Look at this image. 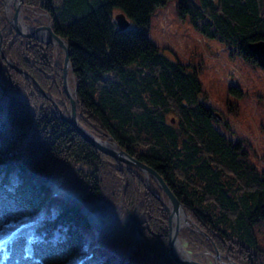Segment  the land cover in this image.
Returning a JSON list of instances; mask_svg holds the SVG:
<instances>
[{
    "label": "trees",
    "instance_id": "1",
    "mask_svg": "<svg viewBox=\"0 0 264 264\" xmlns=\"http://www.w3.org/2000/svg\"><path fill=\"white\" fill-rule=\"evenodd\" d=\"M167 1L23 0V6L48 14L54 33L69 43L81 124L101 138L110 136L157 171L219 253L238 264H264V163L252 159L249 142L224 130L230 127L221 111L205 103L199 69L146 37L151 14ZM176 8L231 57L256 64L248 45L264 41V0H178ZM115 13H123L136 29L118 30ZM0 29L9 60L65 114L68 101L52 46L18 36L5 25L1 4ZM0 84L11 97L0 90V237L46 217L31 259L22 257L23 245L35 235L24 230L9 245L7 264H72L87 251L94 228L108 244L87 264H173L165 251V212L140 173L82 140L1 58ZM230 89L242 95L238 87ZM61 170L69 173V195L47 207V182ZM119 184L122 212L111 205ZM151 187L159 193L154 183ZM134 210L141 236L126 220L127 211ZM53 212L59 215L50 221ZM106 229L120 238H111Z\"/></svg>",
    "mask_w": 264,
    "mask_h": 264
},
{
    "label": "rangeland",
    "instance_id": "2",
    "mask_svg": "<svg viewBox=\"0 0 264 264\" xmlns=\"http://www.w3.org/2000/svg\"><path fill=\"white\" fill-rule=\"evenodd\" d=\"M177 2L178 0H169L164 5L158 6L155 9L150 16L149 28L145 32L146 37L152 43L159 45L160 48L166 49L169 56H173L180 62L185 64L188 63L199 69V78L205 92V103L221 111L227 122H229L228 124L230 127L227 130L224 128V130L231 133L233 138L237 137V139H243L249 142L250 149L252 148L251 150L255 153V157H252V159L259 164H263L264 71L257 65H247V63L237 55L230 57L221 44H218L215 40L207 39L199 32L195 31L189 24L187 17L182 18L178 15L176 8ZM34 11L35 13L29 12L28 16L38 19L39 22L45 23L46 18L40 15L39 11ZM21 28L24 32L26 31V26L24 24H21ZM129 28L136 29L133 24H130ZM168 48L173 53H170L171 51H169ZM54 59L55 56H53V60ZM232 86H238L242 95L239 96L238 93L234 94L230 89ZM86 129L94 136L98 137L97 134H94L90 129ZM99 138L103 140L107 139L105 137ZM122 165L126 166L124 163H122ZM137 171L142 177V183L145 182L146 176L141 171ZM148 178V183L151 187V183H154V180L151 176H148ZM121 190L119 184L118 193L114 199L115 203L111 204L113 205L112 208L116 209L118 212H122L121 210L123 209L121 205ZM156 194L158 196L162 195L167 206H171L161 190ZM158 205L165 212L161 203L158 202ZM129 212L127 211V213ZM128 218L129 215H127L126 220ZM165 218L167 221V216H165ZM189 218L192 220L191 216H189ZM124 224L127 226L129 225L128 222H124ZM124 227L125 225H123L121 229H124ZM189 229H192L191 226L183 227L178 233V238L186 254H189L190 259L194 261V263H228L224 255H222V257L221 255L217 257V253L212 252V247L210 248L208 242H204L200 238H193L189 234ZM199 230L202 229L199 228ZM182 235L187 236L188 242L185 241ZM165 251L169 255L168 232ZM172 261L173 264H181L174 260ZM235 264H237V262H235Z\"/></svg>",
    "mask_w": 264,
    "mask_h": 264
},
{
    "label": "water",
    "instance_id": "3",
    "mask_svg": "<svg viewBox=\"0 0 264 264\" xmlns=\"http://www.w3.org/2000/svg\"><path fill=\"white\" fill-rule=\"evenodd\" d=\"M12 2L13 5V13L11 16H8L6 13L8 9L11 7L10 4ZM2 4L4 7L5 12V18L7 22L11 25V27L15 30V32L23 37L26 38H35L39 39L41 43L44 44H50L54 47H59L62 49L64 54V60H63V66L61 67L62 72V87L63 92L65 96L68 99V108L66 110L67 116L65 117L59 107L56 104L55 99L50 96L48 93H46L41 87L37 84V82L27 73H25L23 70L16 67L14 64H12L7 57L4 55L1 49V32H0V55L1 58L6 62V64L12 68L16 73L21 75L23 78L27 79L31 83L34 84V86L37 88V91L48 101L51 102L53 105L58 117L62 120L68 123L73 130L84 140L86 143L91 145L93 148L99 150L101 153L113 158L115 161L124 163L130 167H133L139 171H141L146 176V181L144 182L145 187L152 192V190L149 188L148 183V176H151L154 182L157 184L158 188L162 191L163 195L166 197L168 202H170L171 206H167V204L163 200V196H157L156 194H153V196L161 203L162 207L166 211L167 214V222H168V245H169V252L174 261L181 264H197L194 263L192 260H180L175 251H174V245L177 240V234L179 230L183 227H190L193 231H196L197 233H200L204 237L207 238V236L199 230L195 224L191 221V219L186 215L184 208L180 201L174 196L172 191L169 189L163 178L151 167L145 165L144 163L138 161L136 158L132 157L130 154L127 153L124 149L119 147L117 143L110 137L106 136V140H101L99 137L94 136L92 133H90L83 125L80 124L78 121L76 112H77V99H76V83L73 76V73L71 71L70 61H69V44L63 40L60 36L56 35L52 30L50 24H48L46 27H30L26 26V31L24 32L21 27H19V21H20V11L22 7V0H2ZM116 25L118 27V30L124 31L128 29L129 22L127 21L126 17L123 14H118L115 16ZM23 25V23L21 22ZM41 33H45L47 35L46 40L40 39L38 36ZM37 35V37L35 36ZM249 51L252 53V55L255 57V60L257 64L264 70V41L254 42L250 43L248 45ZM69 72L70 76H69ZM69 79L72 80V85L69 83ZM69 86H71L70 93L73 92L72 95L69 93ZM3 91H5V88H2ZM108 144H111L113 147H109ZM182 211L185 216L184 226H181L177 223V219L175 220V223H173L174 216L176 217L178 213ZM178 217V216H177ZM133 218V217H132ZM135 225V224H134ZM181 226V227H180ZM209 240V238H208ZM217 256L219 255L218 252ZM229 264H235V263H229Z\"/></svg>",
    "mask_w": 264,
    "mask_h": 264
},
{
    "label": "bare ground",
    "instance_id": "4",
    "mask_svg": "<svg viewBox=\"0 0 264 264\" xmlns=\"http://www.w3.org/2000/svg\"><path fill=\"white\" fill-rule=\"evenodd\" d=\"M12 1V0H11ZM12 5V2H11V4H10V6ZM12 13H13V11H12V9H8V11H7V15L8 16H11L12 15ZM19 27H21V21H19ZM45 36H46V34H44V33H41L40 35H39V37H40V39L41 38H43V39H45ZM34 40H36V41H40L39 39H34ZM42 45V44H41ZM72 82V81H71ZM71 82H69L70 84H71ZM72 85V84H71ZM70 91H71V86H69V93H70ZM73 94V92L72 93H70V95H72ZM76 94H77V90H76ZM65 95V94H64ZM66 97V96H65ZM67 98V97H66ZM76 99H77V96H76ZM77 102H78V99H77ZM109 145V147H113L111 144H108ZM131 169H133V170H135L133 167H131ZM60 172V171H59ZM62 175H64L63 173H62V170H61V172H60ZM167 204V203H166ZM169 206V205H168ZM169 208H170V206H169ZM178 216V217H177ZM176 217L174 216V218L172 219L173 220V223H175V220L177 219V223L178 224H180L181 226H184V221H185V216H184V214H183V212L182 211H180L179 213H178V215H177ZM180 226V227H181ZM181 230V229H180ZM179 230V231H180ZM168 231V230H167ZM105 233L106 234H108L111 238H117V239H119L120 238V236H117L119 233L118 232H116L115 230H110V229H106L105 230ZM96 236H97V238H100L101 236H100V233H98V234H96ZM182 237L185 239V241L186 242H188V238H187V236L186 235H182ZM174 251H175V253H176V255H177V257L180 259V260H191L190 259V257H189V254H186V251L184 250V248H183V246H182V244H181V242H180V239L177 237V240H176V242H175V245H174Z\"/></svg>",
    "mask_w": 264,
    "mask_h": 264
},
{
    "label": "clouds",
    "instance_id": "5",
    "mask_svg": "<svg viewBox=\"0 0 264 264\" xmlns=\"http://www.w3.org/2000/svg\"><path fill=\"white\" fill-rule=\"evenodd\" d=\"M8 260H9V254L8 253L5 252L3 255H0V264H7ZM33 264H42V262L39 260H35V261H33Z\"/></svg>",
    "mask_w": 264,
    "mask_h": 264
},
{
    "label": "flooded vegetation",
    "instance_id": "6",
    "mask_svg": "<svg viewBox=\"0 0 264 264\" xmlns=\"http://www.w3.org/2000/svg\"><path fill=\"white\" fill-rule=\"evenodd\" d=\"M39 23H41V22H39Z\"/></svg>",
    "mask_w": 264,
    "mask_h": 264
}]
</instances>
